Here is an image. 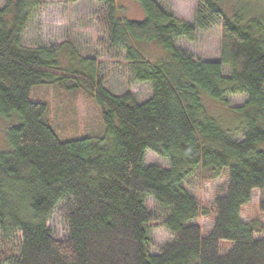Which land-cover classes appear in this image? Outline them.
I'll return each instance as SVG.
<instances>
[{"label":"trees","instance_id":"obj_1","mask_svg":"<svg viewBox=\"0 0 264 264\" xmlns=\"http://www.w3.org/2000/svg\"><path fill=\"white\" fill-rule=\"evenodd\" d=\"M54 0H6L0 8V119L15 122L0 151V264H264V237L243 209L255 191L264 194V14L245 0H197L195 22L177 18L157 0H136L143 21L130 20L118 0H96L98 26L109 54L124 52L133 79L152 86L140 103L113 95L94 58L66 43L58 48L23 44L28 24ZM75 4L81 0H58ZM222 28L221 62L197 60L176 46L198 33ZM160 44L169 56L146 59L139 43ZM67 50V51H66ZM69 58L63 65L62 58ZM231 74H223V66ZM83 89L101 107L106 135L62 141L48 118V103L34 102L42 85ZM233 109L245 129L224 130L204 98ZM151 151L169 168L147 165ZM227 174L211 211L185 184L195 176L215 181ZM152 197L165 213L172 241L151 254L150 225L159 220L146 205ZM64 203L65 239L48 226ZM264 214V198L259 204ZM213 212L205 233L195 221ZM230 248L224 252L223 244Z\"/></svg>","mask_w":264,"mask_h":264},{"label":"rangeland","instance_id":"obj_2","mask_svg":"<svg viewBox=\"0 0 264 264\" xmlns=\"http://www.w3.org/2000/svg\"><path fill=\"white\" fill-rule=\"evenodd\" d=\"M165 9L172 12L177 18L189 23L195 22L197 0H157ZM249 5L260 9L264 14V0H245ZM130 20L143 21L145 11L136 0H118ZM6 0H0L3 8ZM102 10L96 0H81L75 4H65L54 0L47 4L38 15L28 24L24 34L23 44L27 47L58 48L70 43L77 54L84 58H94L99 63V70L106 77L105 87L113 95H124L131 92L138 102L143 103L152 98L153 89L150 84L139 83L133 79L131 67L126 60L124 52L109 54L102 44L106 33L97 24V15ZM176 46L187 51L197 60L204 62H221L222 28L214 26L207 31L198 33L195 41L181 39ZM141 54L148 60L157 62L169 56L160 44L139 43ZM67 51V50H66ZM63 65L69 63L64 56ZM223 74L229 76L231 68L223 66ZM42 85L34 88L31 98L34 102L48 103L50 110L48 118L54 125L57 135L62 141H72L85 137L101 138L106 135L101 120V107L83 89L69 90L68 86ZM229 106L223 103L204 98L207 114L217 120L224 130H236L235 139L244 140L245 129L241 126V117L233 109L243 107L248 98L245 95H230L227 97ZM15 121L0 119V151L8 149L7 130ZM147 165H159L169 168V162L157 154L149 151L146 155ZM227 174L218 180L208 181L195 176L185 187L200 202L201 206L211 211L216 195L227 185ZM264 194L255 191L252 201L243 209V217L247 222L254 223L258 229L257 238L264 237V214L259 210V204ZM147 208L159 220L150 225L151 241L149 250L151 254H158L162 247L172 241L170 233L162 222L165 213L152 197L146 198ZM64 203H60L51 216L48 226L59 239L68 235V224L63 214ZM205 233L213 228L214 214L200 217L196 221ZM230 248L229 243L223 244L224 252Z\"/></svg>","mask_w":264,"mask_h":264}]
</instances>
